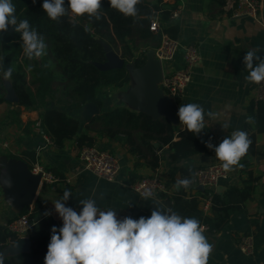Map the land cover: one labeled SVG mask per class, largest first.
<instances>
[{"label": "crops", "instance_id": "1", "mask_svg": "<svg viewBox=\"0 0 264 264\" xmlns=\"http://www.w3.org/2000/svg\"><path fill=\"white\" fill-rule=\"evenodd\" d=\"M148 1L156 2L157 0ZM171 5L180 8V14L177 18L170 19L167 26L177 25L179 27L177 39L182 48L195 45L201 55V60L192 69L191 80L184 95L172 101L176 104L178 111L181 105L189 103L198 104L204 109L205 125L214 136L213 147L207 153L173 160L169 156L168 145L155 141L154 151L146 150L143 147V154H133L129 151V147L121 142L98 136L96 134L97 126L90 125L89 134L96 136V145L114 153L119 159L120 171L117 179L109 181L86 169L84 162L79 157L80 149L75 141H67L63 147L49 142L42 132V120L38 110L17 106L16 103H2L0 104V223H8L19 213L18 208L7 195L3 180L8 175L7 169L3 166L8 153L17 154L25 149L36 150L37 161L41 165L45 168H55L60 176L71 180L70 183L61 182L55 186L40 185L35 200L30 205L33 208L37 200L42 202V208L36 216L32 217L29 237L40 235L51 238L52 227L55 226L59 229L63 223L55 211L53 201L61 199L65 191L71 193L68 200L63 201L65 206L71 207L77 212L82 209L80 200L92 198L101 210L116 211L118 219H123L126 216L133 219H138L141 216L149 217L155 207H161L164 210L171 208L166 205L162 194L144 199L143 195L132 186L139 180V178L132 179V177L135 178L132 172L139 175L140 178L156 176L160 180L168 182L172 178L180 177L182 167L194 166L198 168L220 162L216 158L214 149L232 132L242 130L245 126L247 131L251 133L255 131L249 107L253 103L252 98L255 94L256 84L245 79L249 73L245 69L243 60L246 51L250 49L258 50V55L264 59V6L257 16H233L229 14L227 7H220L211 0H163V6ZM153 37L149 39L136 37L129 40L134 54L138 56L142 52H146L148 55L153 52L159 45ZM182 50L180 49L176 53L173 60L164 62L166 72L183 66ZM258 62L254 60V64ZM128 68L131 73L129 83L121 88L108 87L105 93H101L103 110L124 106L138 111L140 109L131 100H127V94L143 95L140 93V87H146L149 93L153 90L152 85L143 83V76L134 66L132 60L128 63ZM5 85L8 88L12 87L11 82L10 84L5 83ZM58 86V84L53 85L54 88H58ZM163 93L166 95L164 91ZM59 94L57 92L56 96L59 97ZM83 107L70 110L65 105H60V109L69 111L71 116L80 120L81 132L86 131L90 121L83 119ZM11 109L19 110L22 127L1 124ZM209 112H212L217 118L210 117ZM30 122L31 125L28 126ZM176 124L178 127L184 128L180 120ZM222 124H227V128H223ZM19 139L21 141L18 142ZM178 139L175 137V140ZM4 142L9 143L8 148L2 147ZM257 149L264 150V133L257 134ZM151 154L160 157L159 167L156 169L147 164ZM137 158L142 164L139 167H135ZM251 162V169L254 175L259 177V180L255 194L245 202V210L232 215L224 228L219 231L203 228V234L213 246L207 264H264V244L253 254H246L240 249L241 237L244 235L253 236L255 231V227L250 224L249 220L254 217L262 218L264 214V155L254 156ZM232 184L242 185L238 166L229 171V177L221 180L214 191L222 193ZM221 187L223 189H219ZM195 193L197 191L194 188L190 186L187 188L188 197ZM45 212L51 214L45 216Z\"/></svg>", "mask_w": 264, "mask_h": 264}, {"label": "trees", "instance_id": "2", "mask_svg": "<svg viewBox=\"0 0 264 264\" xmlns=\"http://www.w3.org/2000/svg\"><path fill=\"white\" fill-rule=\"evenodd\" d=\"M211 1L220 7L227 5V0ZM42 3L43 0H36L35 3L33 0H12L17 21L27 19L31 27L43 36L47 46L46 54L38 59H29L24 54L20 33L10 25L7 32L0 33V65L4 70L8 67L13 69L11 85L18 98L16 105L39 111L42 132L52 143L63 147L67 141L73 140L79 149L94 146L96 136L90 135L89 131L90 125L97 124L98 136L121 142L128 146L133 154H143V147L154 151L155 141L168 145L169 156L173 160L207 153L210 150L206 142L210 141L212 144L214 136L206 125L199 134H193L187 131L186 126L182 129L166 117H153L142 110L135 111L124 106L103 110V101L99 94L104 88H121L130 82L128 63L131 60L136 68L145 65L146 52L136 56L129 40L136 37L152 38L153 33L149 29L152 17L159 14L162 21L167 23L176 8L175 5L165 7L163 0L156 2L140 0L136 5L137 14L133 17L125 16L110 7L109 0H101L99 20L87 14L73 18L69 12L58 21H53L43 11ZM64 5L67 8L68 0H64ZM229 14L232 15L231 10ZM167 31L172 37L178 38L177 25L168 26ZM153 38L160 43V35H154ZM100 41L108 43L115 51L118 50V46L121 48V57L125 59L124 67L103 71L95 65L96 62L107 60ZM55 81L59 82L58 88L53 87ZM57 92L60 93L59 97L56 96ZM6 95L7 88L0 72V104L8 102ZM90 102L100 107L101 112L92 117L86 131L81 132L80 120L71 116L69 111L60 109V105L74 110ZM19 114L18 109H11L1 124L22 127ZM249 114L255 131L252 133L247 131L246 126L242 129L251 141L246 155L238 165L242 185L232 184L222 193L214 191L211 213L205 214L200 208L199 200L200 196L206 194L205 191L198 190L188 197L187 189L181 187L177 190L174 187L179 179L187 178L192 182L197 168L182 167L180 177L166 182L169 190L162 193L166 205L174 212L182 217L196 218L200 225L207 226L208 230L219 231L232 215L245 210V202L255 194L259 180L251 169V160L258 154L264 155V150L257 149V134L264 133V104L256 109L252 103ZM30 125L31 122L28 123V126ZM25 128L27 129L26 126ZM175 137L179 139L175 140ZM6 157L23 160L31 168L38 160V153L36 150L25 149L17 154L8 153ZM159 162L160 157L151 154L147 164L156 169ZM140 165L141 161L137 158L135 167ZM46 169L60 174L55 168ZM132 175L135 177H132L133 180L141 179L134 172ZM41 208L42 202L37 200L33 208L31 206L22 208L15 217L26 213L34 217ZM249 221L255 227L254 249L257 251L264 244V214L262 218L254 217ZM50 239L47 236H30V250L4 257V264H44ZM15 242L16 236L9 231L7 223H0V253L7 245Z\"/></svg>", "mask_w": 264, "mask_h": 264}, {"label": "clouds", "instance_id": "3", "mask_svg": "<svg viewBox=\"0 0 264 264\" xmlns=\"http://www.w3.org/2000/svg\"><path fill=\"white\" fill-rule=\"evenodd\" d=\"M36 0H33L35 3ZM140 0H109L110 7L125 16H136V5ZM101 0H68L67 8L64 0H43L42 9L47 16L58 21L71 14L80 17L100 19ZM12 0H0V33H5L10 25L20 33L24 54L29 58L44 56L46 44L27 19L17 21ZM255 61H259L254 64ZM243 64L248 71L245 78L250 83L259 84L264 81V59L258 50L246 51ZM0 72L5 81H10L13 69L6 70L0 65ZM204 109L194 103L181 105L178 116L180 123L188 132L199 134L205 127ZM208 115L217 118L212 112ZM227 128V124H222ZM251 141L245 131L237 130L225 137L215 147L217 160L228 172L239 165L246 155ZM209 148L213 145L206 142ZM191 180L179 179L174 187L187 189ZM71 193L65 191L61 199L53 201L55 211L62 219V227L51 229V239L47 246L44 264H207L212 251L205 237L204 229L196 218L182 217L171 209L155 207L149 217L141 216L133 219L126 216L117 218V212L101 210L92 198L82 199L81 211L66 207L63 201L68 200ZM151 191L143 194L144 199L151 197ZM45 212L44 215H50ZM0 264H4V255L0 254Z\"/></svg>", "mask_w": 264, "mask_h": 264}, {"label": "built area", "instance_id": "4", "mask_svg": "<svg viewBox=\"0 0 264 264\" xmlns=\"http://www.w3.org/2000/svg\"><path fill=\"white\" fill-rule=\"evenodd\" d=\"M264 6V0H227L226 7L232 11L233 16H257ZM180 14V8L173 10L170 19H175ZM167 23L163 22L159 14L152 17L149 29L155 35L161 36V41L156 47L154 57L161 61L163 77L160 82V88L171 100L181 98L191 80L192 69L201 60V55L195 45L181 46L177 38L172 37L167 31ZM183 49L184 64L179 69L166 72L164 62L174 59L176 53ZM255 108H259L264 103V81L256 84L255 94L252 98ZM47 137V136H46ZM47 140L52 142L48 137ZM3 147H9L8 142L2 143ZM79 157L84 162L86 169L96 176L114 181L120 171V162L117 156L97 145L84 146L79 150ZM33 174L41 176L40 185H58L61 182L70 183V179H64L60 174L47 170L38 161L30 168ZM229 177V171L222 168V162H216L207 166L198 167L195 170L190 187L196 191L202 190L206 194L200 196L201 210L205 214L211 212L212 198L215 187L223 179ZM133 188L140 194L151 191L152 196L168 192L169 188L166 182L156 176H144L133 183ZM32 217L29 213L19 215L7 223L8 229L16 236V241L23 237H29ZM207 229V226H202ZM240 249L246 254H253L254 237L244 235L240 240Z\"/></svg>", "mask_w": 264, "mask_h": 264}, {"label": "water", "instance_id": "5", "mask_svg": "<svg viewBox=\"0 0 264 264\" xmlns=\"http://www.w3.org/2000/svg\"><path fill=\"white\" fill-rule=\"evenodd\" d=\"M106 53L105 62H96L95 65L103 71L122 68L125 65V59L113 49L111 45L100 41ZM143 76L145 85H152L153 90L149 93L146 87H140L141 96L127 94V100H131L137 108L153 117H166L173 123L179 122L178 108L176 104L166 95L159 87L163 77L162 63L154 57V52L147 55V61L144 66L138 68ZM6 100L9 103H17L18 98L13 87H6ZM101 112L94 102L84 105L82 116L85 121H89L92 117L99 115ZM3 166L7 169L8 175L4 177V185L7 195L12 203L20 211L26 206H30L34 200L38 188L40 187L41 176L33 174L29 165L20 159L6 158ZM223 189V187L219 188ZM31 248L30 237L20 238L15 243L7 245L0 254L4 257L28 252Z\"/></svg>", "mask_w": 264, "mask_h": 264}, {"label": "rangeland", "instance_id": "6", "mask_svg": "<svg viewBox=\"0 0 264 264\" xmlns=\"http://www.w3.org/2000/svg\"><path fill=\"white\" fill-rule=\"evenodd\" d=\"M133 45L136 46L135 44H133ZM136 47H137V46H136ZM117 52H118L119 54H121V48H119V46H118V50H117ZM10 82H11V80H10V81H5V80H4V83H8V84H10ZM54 84H55V85H56V84L59 85V82L56 81ZM106 89H107V88L102 89V90L100 91L99 94L101 95V93H103V92L105 93V92H106ZM94 125L97 126V124H93V126H94ZM0 127H1V126H0ZM2 147H3V146H2ZM3 148H4V147H3ZM6 148H8V147H6Z\"/></svg>", "mask_w": 264, "mask_h": 264}]
</instances>
